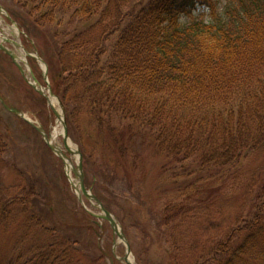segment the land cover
Returning <instances> with one entry per match:
<instances>
[{
	"label": "trees",
	"instance_id": "obj_1",
	"mask_svg": "<svg viewBox=\"0 0 264 264\" xmlns=\"http://www.w3.org/2000/svg\"><path fill=\"white\" fill-rule=\"evenodd\" d=\"M127 2L25 0L55 47L46 60L53 91L65 102L81 88L101 138L116 131L114 115L129 141L151 146L166 176L181 181L161 223L165 264H264V0H149L124 19ZM230 194L238 206L225 239L210 247L193 236V254H181L185 220L216 205L222 213ZM24 195L19 207L31 214L35 196ZM67 242L24 264H75Z\"/></svg>",
	"mask_w": 264,
	"mask_h": 264
},
{
	"label": "rangeland",
	"instance_id": "obj_2",
	"mask_svg": "<svg viewBox=\"0 0 264 264\" xmlns=\"http://www.w3.org/2000/svg\"><path fill=\"white\" fill-rule=\"evenodd\" d=\"M148 2L129 0L124 7V19L131 6ZM30 9L25 0H0V41L17 55V61L27 70L23 75L10 55L0 49V96L51 135L57 126L58 115L43 89L53 93L66 123L68 119L75 122L68 132L76 150L81 152L85 186L117 220L129 241L135 263L165 264L169 259L165 251L169 244L161 233V223L166 205L175 198L172 193L179 194L177 187L181 181L177 183L171 176H166L162 167L166 163L151 146L141 144L139 140L129 141L122 128H118L122 124L114 115L111 125L116 131L106 135L110 138H101L88 107L78 95L81 88L73 94L71 101L65 102L61 94L53 91L51 72L45 74L39 60L24 56L26 50L47 62L54 57L52 48L55 50L50 35L48 37L32 22ZM13 22L20 30L19 36L12 32ZM52 26L46 30H51ZM5 38L18 45L3 41ZM58 68L57 64L55 70ZM30 71L37 77L38 87L43 88L45 95L29 84L28 80L32 81ZM123 125L127 122L123 121ZM63 128L62 122L60 133ZM55 142L77 167L80 155L67 150L62 134ZM128 155L133 158L129 160ZM251 160L247 163L250 169L255 164ZM69 175L66 161L51 149L41 132L17 113L6 109L0 101V264H24L39 256L42 250L47 251L52 244L60 249L67 240L75 247V264H128L124 260L125 243L108 220L97 216L103 211L95 201L82 193L83 200L79 199L76 189L80 187L79 178L72 170ZM28 190L35 200L28 206L31 214H24L19 205L25 204L24 191ZM229 197L234 199H228L222 213L220 205H216L208 215L202 208L194 217L185 220L177 234L188 235L190 241L180 244L185 247L181 254L189 253V257L193 254L191 242L194 237L212 240L210 247L225 239L223 234L235 223V206H238L235 194ZM13 200L16 204L11 206ZM6 206L10 207L7 209L10 215L3 217L1 211ZM209 216L211 218L206 222ZM163 233L165 236L170 234L171 228H165ZM182 258L186 263L185 257Z\"/></svg>",
	"mask_w": 264,
	"mask_h": 264
},
{
	"label": "water",
	"instance_id": "obj_3",
	"mask_svg": "<svg viewBox=\"0 0 264 264\" xmlns=\"http://www.w3.org/2000/svg\"><path fill=\"white\" fill-rule=\"evenodd\" d=\"M4 41H7V42H11V43H15L16 45H18V42L14 41V40H11V39H3ZM0 49L4 50L6 53H8L9 55H11V57L15 60V62L17 63L18 67L21 69L22 71V74L25 75V69H23V67L21 66L20 63H18L16 61L17 59V55H15V53L13 51H11L10 49H7L2 43H0ZM27 55L30 56L29 53H27ZM30 75L32 77V79L34 80L35 83H31L30 84L32 85V87L34 89H36L39 93L44 94V92L40 89H38L37 85L38 84V79L37 77L35 76V74L30 71ZM49 93L51 95H53L52 92L49 91ZM0 101L5 105V107L17 114H19L20 116H22L24 119H26V121H28L33 127H35L38 131L41 132V134L43 135V137L45 138V141L47 142V144L51 147V149L58 155L60 156L63 161H66L65 159L67 158L66 154L62 151V149H60L58 146L56 145H53L51 142H50V138H49V135L45 132V130L34 124L33 121L27 119L25 117V115L19 110V109H16L14 107H9L5 104L4 102V99L0 96ZM54 111L56 112L55 108H53ZM57 113V112H56ZM63 125H64V128H63V138H64V142H65V146L67 147V149L69 150L68 146L66 145V142L67 140L69 139V133H68V127H67V123H66V120L63 119ZM70 151V150H69ZM74 153L76 154H79L80 155V162L78 164L77 167H74L72 170L74 172V174L79 178V185L80 187H76L77 189V192H78V196H79V199L82 201L83 198H82V195L81 193L87 197L88 199L92 200V201H95V203L97 204V206L103 211V213L101 215H97L99 217H102L106 220H108L111 224V226L113 227L114 229V232L118 235V237L121 239V241H123L126 245V255L124 257V260L128 263V264H132L130 261H129V258L131 256V247H130V244H129V241L127 240L125 234L123 233V231L121 230L117 220L114 218V216L112 215V213L103 205L102 201L95 195L93 194L91 191H89L87 189V187L85 186V182H84V173H83V164H82V156H81V152L80 151H74ZM67 175L69 176V174L67 173ZM75 185V184H74ZM76 186V185H75ZM80 191V192H79Z\"/></svg>",
	"mask_w": 264,
	"mask_h": 264
},
{
	"label": "bare ground",
	"instance_id": "obj_4",
	"mask_svg": "<svg viewBox=\"0 0 264 264\" xmlns=\"http://www.w3.org/2000/svg\"><path fill=\"white\" fill-rule=\"evenodd\" d=\"M11 28H12V32L15 35L19 36L20 30L18 29V27L14 24ZM43 90L45 91V93L49 97V103L57 111V115H58L57 126L54 127V131L51 133V136H50V142L53 145H57L56 142H55V139H57L62 134V133H60L59 128H60V125L62 124L63 114H62V111L57 107V100H56V98L54 96H52L50 93H48L47 90H45V89H43ZM66 145L68 146V148H69V150L71 152H74L76 150L75 145H74L73 141L70 138L67 140ZM58 147L60 149H62L60 146H58ZM65 160H66V168H67V171L70 173V171L74 168V165L71 163V161L68 158H66ZM129 261L132 264H136L135 263V260H134V258L132 256H130Z\"/></svg>",
	"mask_w": 264,
	"mask_h": 264
}]
</instances>
